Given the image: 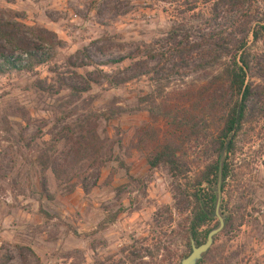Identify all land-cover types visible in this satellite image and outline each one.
<instances>
[{
	"label": "rangeland",
	"instance_id": "1",
	"mask_svg": "<svg viewBox=\"0 0 264 264\" xmlns=\"http://www.w3.org/2000/svg\"><path fill=\"white\" fill-rule=\"evenodd\" d=\"M211 6L208 0H0L3 19L41 31L43 51L52 57L32 73L0 76V264H179L189 255L185 232L195 207L189 185L215 160L212 143L227 110L217 112L216 122L207 111L200 139L188 142L183 111L192 110L188 101L218 71L181 70L167 57L149 56L167 49L172 29L199 43L236 15L219 8L214 22ZM245 52L246 112L224 153L220 212L229 223L202 264H264V37L249 40ZM76 126L95 128L113 155L98 167L67 164L73 174L60 184L37 159L45 144ZM172 137L186 154L179 182L165 166L146 163L149 139L162 145ZM71 145L57 146L60 168ZM216 224L211 218L200 228L198 241Z\"/></svg>",
	"mask_w": 264,
	"mask_h": 264
},
{
	"label": "trees",
	"instance_id": "2",
	"mask_svg": "<svg viewBox=\"0 0 264 264\" xmlns=\"http://www.w3.org/2000/svg\"><path fill=\"white\" fill-rule=\"evenodd\" d=\"M208 1L212 4L208 13L210 17L212 16V21L215 22L221 18L218 11L219 8H227V14L233 12L230 10H236V15L228 17L227 23L224 26H220L216 31L202 35L199 43L190 42L187 39V34L183 35L182 38L179 37L178 31L172 29L167 35L168 39L165 41L167 49L160 55L154 53L155 55L149 56L150 60H154L159 56L161 58L167 57V60L172 64V68L176 67L181 70H186L191 66L196 72L218 71L214 81L201 89L198 92V96L188 101L193 111H183V121L180 123L186 125L185 135L187 141L197 142L200 139V128L198 125L200 120H202V116L207 111H211L212 119L216 122L217 112L222 108L227 110L223 117V127L221 130L217 129L218 134L212 143L216 153L215 160L201 169L189 185L192 190L189 198L191 197L195 207L188 229L185 232V238L189 245L188 236L191 235L196 246L203 244L207 234L217 227L216 224L213 228L206 231L203 235V240L201 242L198 241V230L206 225L211 218H215L214 208L218 174L219 172L221 173L222 192L224 181L228 175V168L225 163L226 155L219 166V154L224 149L234 128L237 131L243 118L245 102L249 97L250 87L246 84V74L250 71L245 52L247 42L251 40L253 44H256L264 37V0ZM195 9L196 7H193L190 11ZM40 33L42 32L20 24L14 19H3L2 15H0V76L12 71L32 73L35 68L51 60V55L43 51V45L47 40ZM123 60L121 58L106 61L105 63L119 64ZM142 74L144 73L140 71L137 76ZM131 78H125L120 81L121 83L114 86L125 84ZM109 83L113 85L111 81ZM76 91L74 89V92ZM222 91L229 94L233 103L226 101V97L220 95ZM84 92L86 91H79V93ZM144 137L148 138L147 135H144ZM144 140L146 141L147 139ZM149 140L151 145L154 143V146L146 159L147 166L150 169L165 166L171 177L176 182H179L187 172L185 170L187 167L186 154L180 153L179 140L172 137L164 141L162 145H156L154 139ZM67 141L72 142V145L63 158L64 166L60 168L54 159L57 146ZM73 147L74 150H72ZM232 148L233 140L229 143L225 153L231 152ZM112 155V149L106 150L101 144L95 128L84 130L82 127L76 126V130L69 127L64 128L50 144H45L44 150L37 159V164L42 172L50 170L61 184L62 181H65L64 178L73 174L70 171L75 166L85 161H90L91 164H94V167H98L111 160ZM87 156L88 158H86ZM67 164H71L74 167L65 169ZM203 187L206 188L204 189ZM74 188V186H71L66 190L67 192H72ZM42 190H46L45 185L42 186ZM205 190L208 194L203 196L202 192ZM182 192L181 196L183 201H185L188 197L185 191ZM228 221L224 218L222 233L227 229ZM209 253L210 250L207 255ZM202 263L203 259L199 264Z\"/></svg>",
	"mask_w": 264,
	"mask_h": 264
},
{
	"label": "water",
	"instance_id": "3",
	"mask_svg": "<svg viewBox=\"0 0 264 264\" xmlns=\"http://www.w3.org/2000/svg\"><path fill=\"white\" fill-rule=\"evenodd\" d=\"M234 134H235V128L232 131L231 137L229 138L228 142L225 144V147L221 152V155L219 158V166L222 163L224 153H225L229 143L233 139ZM221 184H222L221 183V173L219 172L217 184H216V203H215V208H214V215L218 221L217 227L215 229L211 230L207 234L205 242L199 246L195 245V241H194L193 237L190 235L189 236L190 253L188 256L183 258L179 264H199L200 261L204 258V256L208 253V251L212 247L215 237L222 232V230L224 228V219H223L221 212H220L221 195H222Z\"/></svg>",
	"mask_w": 264,
	"mask_h": 264
},
{
	"label": "flooded vegetation",
	"instance_id": "4",
	"mask_svg": "<svg viewBox=\"0 0 264 264\" xmlns=\"http://www.w3.org/2000/svg\"><path fill=\"white\" fill-rule=\"evenodd\" d=\"M247 102H248V100L245 102V108H244V110H243V116H244V114H245V112H246V106H247ZM243 119V118H242ZM242 121V120H241ZM241 121H240V123H239V126L241 127ZM239 128V127H238ZM229 154V153H228ZM226 180V179H225ZM224 183H225V181H224Z\"/></svg>",
	"mask_w": 264,
	"mask_h": 264
}]
</instances>
